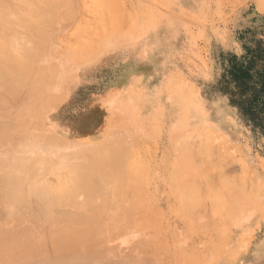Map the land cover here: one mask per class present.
Returning a JSON list of instances; mask_svg holds the SVG:
<instances>
[{"label": "rangeland", "instance_id": "1", "mask_svg": "<svg viewBox=\"0 0 264 264\" xmlns=\"http://www.w3.org/2000/svg\"><path fill=\"white\" fill-rule=\"evenodd\" d=\"M262 5L264 0H0V264H159L152 260L156 254L161 258L162 250L146 252L144 260L115 240L114 234L120 232L116 223L121 227L125 222L132 223L134 233L138 229L135 220L104 217L109 195H122L128 174L126 165L139 169L140 153L127 145L123 136L113 135L99 140H70L72 144L67 148L68 139L58 140L45 123V115L56 100L54 89L71 90L76 83H83V73L91 69V62L104 67L106 61L86 57L104 52L114 36L130 37L132 52L144 54L142 61H133L138 77L131 75V83L140 89L134 105L136 98L155 97L153 90L142 89L135 80L161 85L158 92L164 111L162 123H155L151 129L153 121L146 120L141 129L137 120V131L158 136L179 132L183 139L211 140L207 142L212 145L243 141L244 158L238 164L244 195H249L247 211L264 219V172L253 176L246 160L248 151L257 165H264V108L257 92L259 73L264 72ZM65 68L70 72L74 68L77 73L71 83L66 82ZM238 68L245 69L248 75L233 76L231 71ZM169 69L177 73L175 92L165 86ZM174 97H187L188 100L180 99L186 106L175 108ZM152 103L153 100L148 106ZM190 111L195 114L191 116ZM69 124L68 130L73 132L90 128L81 122ZM221 152L222 162L228 165L235 163L237 154L242 155L241 150H230L229 144L228 150ZM19 168L22 175L17 174ZM10 169L14 175H10ZM13 179L16 189L11 187ZM34 185H39V193ZM41 188L55 192L54 196L44 200L38 196ZM222 188L232 189L230 179H224ZM143 190L145 193L147 186ZM11 207L16 210L12 212ZM157 219L159 222L152 223L150 232L169 258H175L173 264H191L192 259L198 264L211 258L219 262L221 254L227 264L222 251L227 242L218 244L206 258H193L177 245L173 250L167 248L158 233L166 229L163 218ZM184 228L179 226L178 232L181 234ZM90 229L107 231L109 235L99 231L96 237L100 242L89 240ZM127 230L121 231V237L130 245L135 234L130 236ZM263 248L261 236L260 249Z\"/></svg>", "mask_w": 264, "mask_h": 264}, {"label": "crops", "instance_id": "2", "mask_svg": "<svg viewBox=\"0 0 264 264\" xmlns=\"http://www.w3.org/2000/svg\"><path fill=\"white\" fill-rule=\"evenodd\" d=\"M131 42L128 36H114L104 52L86 57L106 61L104 67L91 62V69L83 73L86 76L83 83H76L71 90L63 87L54 89L56 100L45 115L47 129L58 140H99L105 135L123 136L127 145L140 153L138 170L128 164L125 167L128 174L122 195H109L107 216H104L107 219L148 220L152 223L153 219L162 216L166 229L158 233L162 244L171 250L177 245L193 258H206L218 244L228 241L222 248L227 264H264V248L260 249L264 219L247 211L249 195H244L242 189L238 161L242 162L241 158H244L243 141L212 145L207 142L211 140L183 139L179 132L161 136L138 132L134 98L140 89L131 83V75L138 77L135 72L138 68L133 67V61H142L144 54L132 52ZM65 69L66 82L71 83L77 73L74 68L71 72ZM174 76H177L176 70L169 69L164 80L166 88L172 92L177 85ZM94 115H97L95 120ZM69 122L85 123L90 128L86 132L68 131ZM228 144L230 150L242 151L241 157L237 154L235 163L231 165L223 163L220 157L221 151L228 150ZM246 160L253 176L264 172V165H257L256 158L248 151ZM142 171L146 177L148 172L151 174L149 183L146 177L138 180ZM227 178L232 184L230 191L222 188ZM145 186L147 190L142 193ZM136 192L140 194L137 196ZM124 225L128 229L132 223L125 222ZM182 225L185 228L180 234L178 228ZM123 247L128 250V247ZM140 258L147 260L145 256ZM190 261L197 264L195 259ZM159 264H164V259ZM198 264L218 262L211 258Z\"/></svg>", "mask_w": 264, "mask_h": 264}, {"label": "bare ground", "instance_id": "3", "mask_svg": "<svg viewBox=\"0 0 264 264\" xmlns=\"http://www.w3.org/2000/svg\"><path fill=\"white\" fill-rule=\"evenodd\" d=\"M259 6H261V5H259ZM261 8V7H260ZM262 8H264V6L262 5ZM135 82H137L138 84L139 83H141V86H142V89H149V90H153L154 92H155V97H152V96H150V95H146V96H144L145 98L144 99H141V98H136V101H135V106H138L137 107V120L139 121V124H140V128L141 129H144V123L146 122V120H150V121H153V125H152V127H151V129H153V128H155L154 127V125H155V123H158L159 121H160V119L162 118V115L164 114L163 112V110H162V107H160L161 106V104H162V97L159 95V88H160V86L161 85H158L157 83H154V84H151V83H149L148 81H146V80H143V79H138V80H135ZM184 98H186L187 100H188V98L187 97H177V98H175L174 97V106H175V108H177V107H179V106H186V104L184 103V101H182L181 102V100L180 99H182V100H184ZM153 100V103L151 104V105H149L148 106V103L150 102V101H152ZM143 103H144V105H143ZM141 105H143V107H141ZM190 113V115L192 116L193 114H195V113H193L192 111H190L189 112ZM161 123H162V121H160ZM68 131H71V130H68ZM67 148L68 147H70V145L72 144V141H70V140H67ZM69 153V152H68ZM117 162V161H116ZM66 163V162H65ZM69 163H71L70 161H69ZM72 163H74L73 161H72ZM23 164V163H22ZM118 164H119V162H118ZM67 165H69V164H67ZM66 165V166H67ZM120 165V164H119ZM22 166H24V165H22ZM65 166V167H66ZM71 166H73V164L71 165ZM90 166V165H89ZM67 167H69V166H67ZM74 167V166H73ZM78 167V166H77ZM81 169H82V167L81 166H79ZM92 167H93V165H92ZM96 167V166H95ZM95 167H94V169H95ZM6 168V167H5ZM23 168V167H22ZM70 168V167H69ZM68 168V171H72L74 168H72V170H70ZM88 168V167H87ZM123 168V167H122ZM12 169H14V168H12ZM35 169H36V167H35ZM66 169V168H65ZM76 169H79V168H76ZM90 169H93V168H90ZM4 170V169H3ZM23 170H25V169H23ZM67 170V169H66ZM65 170V171H66ZM86 170V169H85ZM13 171H16V170H13ZM81 171V170H80ZM82 171H84V170H82ZM87 171V170H86ZM90 171V170H89ZM6 172H8V170L6 171ZM20 172V173H19ZM21 172H22V169H20L19 168V171L17 172V174H21ZM76 172V171H75ZM75 172H74V174H75ZM91 172V171H90ZM98 173L97 172V170H95L94 171V173ZM5 173V172H4ZM9 173H11L10 175H14L13 174V172H11V169H10V172ZM8 173V174H9ZM77 173V172H76ZM83 172H81V174H82ZM87 174L89 173V172H86ZM93 173V172H92ZM93 173V174H94ZM96 173H95V175H96ZM121 173V172H120ZM119 173V174H120ZM23 174V173H22ZM21 174V175H22ZM25 174V173H24ZM66 174H68L67 173V171H66ZM70 174H71V172H70ZM70 174H68L69 176H71L72 177V175H70ZM83 174H85V173H83ZM90 174V173H89ZM88 174V175H89ZM146 174V173H145ZM145 174H144V172H142L141 174L139 173V178H138V180H140L141 178H145L146 176H145ZM7 175V174H6ZM27 175V174H26ZM30 175V174H29ZM76 175H78V174H76ZM76 175H74L75 176V179H76ZM87 175V176H88ZM4 176H5V174H4ZM25 176V175H24ZM24 176H20V177H24ZM28 176V175H27ZM73 176V177H74ZM79 176H81V175H79ZM82 176H85V175H82ZM86 176V177H87ZM7 177H9V176H7ZM6 177V178H7ZM16 177V176H15ZM68 177V176H67ZM91 177V176H90ZM120 177V176H119ZM136 177V176H135ZM5 178V177H4ZM12 178V177H11ZM30 178H32V176L30 175ZM29 177H28V179H30ZM83 178V177H82ZM121 178V177H120ZM15 179V178H14ZM14 179L12 180L13 182V185H11V187L13 188H15L16 189V186H14V184L16 185V183H14ZM74 179V178H73ZM89 179V178H88ZM119 179V178H118ZM147 181H150L151 179H152V176H151V174L148 172V177H146L145 178ZM17 179H15V181H16ZM23 181V178H21V179H18L17 181ZM25 180V179H24ZM71 180V179H70ZM83 180V179H82ZM90 180H93L92 178L90 179ZM5 181V180H4ZM10 181H11V179H10ZM22 181H21V183H22ZM26 181H30V180H27L26 179ZM119 181V180H118ZM123 181V180H122ZM130 181V180H129ZM128 181V183H131V181L129 182ZM136 181V180H135ZM25 182V181H24ZM32 182V181H31ZM138 182V181H137ZM19 183V182H18ZM17 183V184H18ZM26 183H28V182H26ZM33 183V182H32ZM105 183H106V181H105ZM120 183V182H119ZM20 184V183H19ZM38 184V183H37ZM121 184V183H120ZM133 184H135V183H133ZM27 185V184H26ZM25 185V186H26ZM36 185V184H35ZM35 185H34V188L35 189H39V185H38V187L36 188L35 187ZM42 185V184H41ZM122 185V184H121ZM128 185V184H127ZM7 186H8V184H7ZM31 186H33V184H31L30 185V188H28V189H30V190H32V187ZM37 186V185H36ZM92 186V185H91ZM101 186V185H100ZM116 186H118V184L116 185ZM133 186V185H132ZM131 186V187H132ZM137 186V185H136ZM10 187V186H9ZM20 187H22L23 188V186H20ZM19 187V188H20ZM43 187H44V185H43ZM47 187V186H46ZM45 187V188H46ZM88 186H86V188H87ZM94 187V186H93ZM99 187V186H98ZM97 187V188H98ZM111 187V186H110ZM126 187V186H125ZM18 188V187H17ZM22 188H21V190H22ZM26 188H27V186H26ZM102 188V187H101ZM135 188V187H134ZM9 189V188H8ZM15 189H12V191L14 192V190ZM38 189H37V192L39 193V191H38ZM47 189V188H46ZM85 189V188H84ZM87 189H90V187L89 188H87ZM93 188L91 187V190H92ZM18 190V189H17ZM20 190V191H21ZM24 190V189H23ZM94 190V189H93ZM126 190H128V189H126ZM132 190V189H131ZM141 190V189H140ZM5 191V190H4ZM9 191V190H8ZM12 191L10 190V192L12 193ZM33 191H34V189H33ZM33 191H31V192H33ZM116 191V190H115ZM9 192V194H11ZM18 193H19V191H17ZM15 193V194H18V193ZM28 192H29V190H28ZM42 192H44V190H42V188H41V192H40V194L38 195V196H41L44 200L45 199H47V198H45V197H48V199H49V196H54L52 193H55V192H52V191H50L49 192V190L47 191V190H45V192L44 193H42ZM50 193V194H48V193ZM87 193V195L89 194L88 192V190L86 191ZM94 192V191H93ZM93 192H91V193H93ZM98 192V191H97ZM130 192V191H129ZM143 192H144V190H143ZM4 193V192H3ZM6 193H8V192H6ZM5 193V194H6ZM21 193H22V191H21ZM23 193H24V191H23ZM37 193V194H38ZM45 195L44 197H43V195ZM118 193H119V190H118ZM20 194V193H19ZM19 194H18V196H19ZM34 194H36V192L34 193ZM34 194H33V196H34ZM57 194V193H56ZM97 194H99V192L97 193ZM100 194H102V193H100ZM140 193L138 192H136V194L135 195H139ZM22 196L24 195V194H21ZM27 195V194H26ZM28 195H29V193H28ZM48 195V196H47ZM94 195V194H93ZM134 195V194H133ZM3 196L4 195H2V198H3ZM8 196V195H7ZM14 196V195H13ZM18 196L16 197V198H18ZM30 196V195H29ZM33 196H31V197H33ZM37 196V195H36ZM82 196V195H81ZM125 196V195H124ZM12 197V196H11ZM24 197V196H23ZM23 197H22V199H23ZM89 197V196H88ZM91 197V196H90ZM93 197V196H92ZM91 197V198H92ZM103 197V196H102ZM28 198V197H27ZM37 198V197H36ZM36 198H34V199H36ZM55 198V197H54ZM84 198H85V196H84ZM97 198V197H96ZM125 198V197H124ZM12 199V198H11ZM19 199V198H18ZM43 199H42V201L41 202H43ZM83 199V198H82ZM86 199V198H85ZM95 199V198H94ZM102 199V198H101ZM133 199V198H132ZM220 199H221V197H220ZM5 201H6V199H4ZM17 200V199H16ZM15 200V201H16ZM24 200V202L22 201V200H20V201H22L23 202V204H25V201H26V199L24 198L23 199ZM31 200V199H30ZM39 200H41L40 198H39ZM38 200V201H39ZM54 200V199H53ZM52 200V201H53ZM91 200V199H90ZM103 200V199H102ZM29 201V200H28ZM36 201V200H35ZM35 201H33V202H35ZM47 201V200H46ZM84 201V200H83ZM82 201V202H83ZM4 202V201H3ZM11 202V201H10ZM14 202V201H13ZM17 202L18 201H16V204H17ZM37 202V201H36ZM59 202V201H58ZM88 202V201H87ZM5 203H8L7 201L5 202ZM19 204L21 203V202H18ZM38 203V202H37ZM39 203H40V201H39ZM38 203V204H39ZM54 203L55 204H53L54 206L56 205V201H54ZM76 203V202H75ZM80 203V202H79ZM97 203V202H96ZM14 203H12V205H13ZM15 204V206L17 207L18 205H16ZM30 204V203H29ZM29 204H28V206H29ZM45 204H47L46 202H45ZM50 204V203H49ZM47 205L48 207L47 208H49V206L50 205ZM4 205V204H3ZM6 205V204H5ZM21 205H22V203H21ZM43 205V204H42ZM39 206H41L40 204H39ZM58 206V205H57ZM5 207V206H4ZM8 207V206H7ZM13 207V206H12ZM11 207V211L12 210H14L13 208ZM26 207V206H25ZM37 207V206H36ZM43 207V206H42ZM6 208V207H5ZM20 208V207H19ZM18 207H17V209H19ZM41 208V207H40ZM44 208V207H43ZM43 208L41 209V211L43 210ZM46 208V209H47ZM52 208V207H51ZM55 208V207H54ZM7 209V208H6ZM33 209V208H32ZM36 209V208H35ZM37 209L38 210H40L38 207H37ZM114 209V208H113ZM8 210L10 211V209L8 208ZM16 210V209H15ZM27 210H29V208L27 209ZM61 210V209H60ZM60 210L57 212L58 214H59V212H60ZM19 211V210H18ZM44 211V210H43ZM47 211H48V209H47ZM54 211H55V209H54ZM13 212V211H12ZM9 213V212H8ZM19 213H21V212H19ZM52 213V212H51ZM57 214V215H58ZM64 213H62V215H63ZM72 214V213H71ZM79 214V213H78ZM81 214H83L82 212H81ZM10 215H12L11 214V212H10ZM84 216V215H83ZM48 217V216H47ZM72 217V216H71ZM52 218H54V217H52ZM57 218V217H56ZM63 218V217H62ZM65 219H66V217H64ZM75 218V217H74ZM82 218V217H81ZM142 218V217H141ZM72 219H73V217H72ZM70 220V219H69ZM77 220V219H76ZM130 220V219H129ZM66 221H68V218H67V220ZM74 221V220H73ZM116 222V221H115ZM130 222V221H129ZM156 222H158V220L157 219H154L153 221H152V223H155L156 224ZM122 223V222H121ZM137 223V224H136ZM152 223H149V221L148 220H142V221H139V220H135V225H137L136 227L138 228V229H140V230H135L134 231V233H133V231L132 230H134V229H131L130 228V230L128 231L127 230V228L125 229L124 227H121V225H119L118 223H116V225H117V228L119 229V231L120 232H116V234H114L115 235V240L116 241H119L120 242V244L121 245H123V246H126V247H128V248H130L131 250H133V251H135L136 252V257H142V256H146V255H148V253L149 254H153L154 253V249H155V253H157V251H156V249L158 250V251H160V250H162V254H161V258L158 256V254H156L157 255V257L155 258V259H153L152 261H157V263L158 262H160L161 261V259H164V264H173V263H175L176 261H175V258L173 257V259L171 260L170 258H169V256H168V254L166 253V250H165V248L162 246H159V240H158V238L156 239L152 234H151V232H150V229H152L151 228V226L153 225ZM81 224V223H80ZM85 226V225H84ZM107 226H108V224L104 227V228H107ZM123 226H125V225H123ZM97 227V226H96ZM95 227V228H96ZM103 227V226H102ZM101 227V228H102ZM97 230V229H96ZM95 229H90V231L88 232V238H89V240H94V241H96V240H99L98 239V237H96L97 235H96V233L97 234H99V231L97 230L96 231ZM125 231V230H127L128 231V233H129V235L130 236H133V234H135V238L134 239H132L133 237H130L131 239H132V241L130 242V245H127L124 241H122V235H124V233L123 232H121V231ZM67 231V230H66ZM100 232H102L101 234L102 235H104V236H108L109 235V233H108V235H107V231H103V230H101ZM126 233V232H125ZM82 234V233H81ZM80 234V235H81ZM127 234V233H126ZM158 235V234H157ZM81 237V236H80ZM152 238L153 239H155V240H152ZM142 239V240H141ZM149 239V240H148ZM148 240V241H147ZM99 242H100V240H99ZM227 243H228V241H227ZM146 245H147V247H146ZM127 250V249H126ZM146 252H148V253H146ZM165 253V254H164ZM122 254V253H121ZM164 255V256H163ZM165 255H167V257H168V259L165 257ZM226 256V255H225ZM149 257H150V255H149ZM159 257V258H158ZM223 258V256H222V254L219 256V264H222V262H224V260L222 259ZM171 260V261H170ZM163 262V261H162ZM94 263V262H93ZM98 263V262H97ZM96 263V264H97ZM125 263V262H124ZM98 264H100V263H98ZM105 264V263H104ZM126 264V263H125Z\"/></svg>", "mask_w": 264, "mask_h": 264}, {"label": "trees", "instance_id": "4", "mask_svg": "<svg viewBox=\"0 0 264 264\" xmlns=\"http://www.w3.org/2000/svg\"><path fill=\"white\" fill-rule=\"evenodd\" d=\"M231 72H233V76H238V75H244L247 76L248 73L245 69L242 68H238V69H233ZM259 76L261 78L260 82H259V89H258V95L260 96L263 108H264V72L263 73H259ZM237 78V77H236ZM259 99V98H256Z\"/></svg>", "mask_w": 264, "mask_h": 264}]
</instances>
